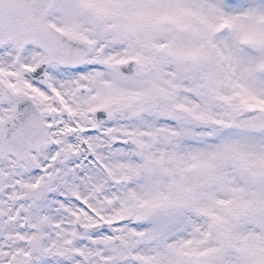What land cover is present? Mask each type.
<instances>
[{
	"label": "snow or ice",
	"instance_id": "snow-or-ice-1",
	"mask_svg": "<svg viewBox=\"0 0 264 264\" xmlns=\"http://www.w3.org/2000/svg\"><path fill=\"white\" fill-rule=\"evenodd\" d=\"M0 264H264V0H0Z\"/></svg>",
	"mask_w": 264,
	"mask_h": 264
}]
</instances>
